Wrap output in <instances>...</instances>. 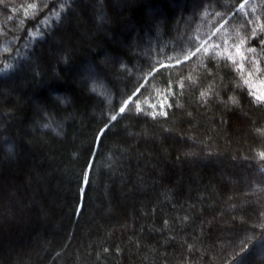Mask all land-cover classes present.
<instances>
[{
    "label": "trees",
    "instance_id": "1",
    "mask_svg": "<svg viewBox=\"0 0 264 264\" xmlns=\"http://www.w3.org/2000/svg\"><path fill=\"white\" fill-rule=\"evenodd\" d=\"M262 154L264 0H0V264H264Z\"/></svg>",
    "mask_w": 264,
    "mask_h": 264
},
{
    "label": "snow or ice",
    "instance_id": "2",
    "mask_svg": "<svg viewBox=\"0 0 264 264\" xmlns=\"http://www.w3.org/2000/svg\"><path fill=\"white\" fill-rule=\"evenodd\" d=\"M121 111H123V109H121ZM262 158H264V154H262Z\"/></svg>",
    "mask_w": 264,
    "mask_h": 264
}]
</instances>
